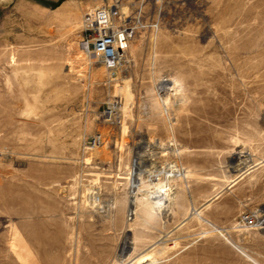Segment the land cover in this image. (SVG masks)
Masks as SVG:
<instances>
[{
    "label": "rangeland",
    "instance_id": "rangeland-1",
    "mask_svg": "<svg viewBox=\"0 0 264 264\" xmlns=\"http://www.w3.org/2000/svg\"><path fill=\"white\" fill-rule=\"evenodd\" d=\"M112 5L115 77L79 43ZM263 222L264 0H0V264H264Z\"/></svg>",
    "mask_w": 264,
    "mask_h": 264
},
{
    "label": "built area",
    "instance_id": "built-area-1",
    "mask_svg": "<svg viewBox=\"0 0 264 264\" xmlns=\"http://www.w3.org/2000/svg\"><path fill=\"white\" fill-rule=\"evenodd\" d=\"M137 25L133 17L124 14L118 5L100 6L88 10L81 22V51L100 63L110 77H115L117 70L123 65L125 53L136 33ZM162 82H165L163 80ZM160 83V91L162 89ZM115 107H108L105 116L111 118ZM103 144L100 134L90 137L86 143L87 150H95ZM257 213L244 214L240 222L244 225H255Z\"/></svg>",
    "mask_w": 264,
    "mask_h": 264
},
{
    "label": "bare ground",
    "instance_id": "bare-ground-1",
    "mask_svg": "<svg viewBox=\"0 0 264 264\" xmlns=\"http://www.w3.org/2000/svg\"><path fill=\"white\" fill-rule=\"evenodd\" d=\"M79 55V54H78ZM81 56V55H80ZM125 56H126V53H125ZM79 58V57H78ZM82 66V65H81ZM80 66V67H81ZM169 80H166L165 82H163L161 85H162V89H165V90H168L170 91L172 88L169 86ZM178 89V88H177ZM176 91V90H175ZM240 157V156H239ZM245 157V160H247L248 156L247 154L244 155ZM244 169V168H243ZM241 170V169H240ZM168 171H171V173H168ZM165 173L168 175V177L170 176H182V175H186L187 172L185 170H181L178 166L177 167H171L169 168L167 171H165ZM134 187V186H133ZM164 188V187H163ZM132 190V189H131ZM162 190V189H161ZM165 190V189H164ZM163 190V192H164ZM137 191V190H136ZM158 192V191H157ZM159 193V192H158ZM163 197L160 196L159 197V194H158V197L157 196H154L148 203H149V206L150 208H154V209H160L162 208V206H165L163 205L164 202H163ZM131 203L128 205L129 206V212H130V216L131 214H133V212H135V206H134V203H133V200L130 201ZM163 203V204H162ZM128 212V213H129ZM264 224V222H263ZM131 242L129 241V239H125L124 243H123V247H122V252H126L128 250V246ZM128 253V252H127Z\"/></svg>",
    "mask_w": 264,
    "mask_h": 264
}]
</instances>
